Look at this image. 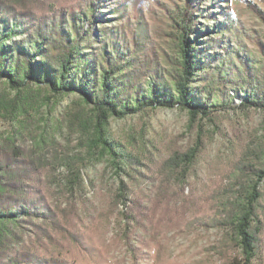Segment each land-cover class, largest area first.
<instances>
[{
    "label": "trees",
    "instance_id": "1",
    "mask_svg": "<svg viewBox=\"0 0 264 264\" xmlns=\"http://www.w3.org/2000/svg\"><path fill=\"white\" fill-rule=\"evenodd\" d=\"M236 3L262 29L243 23L228 0H0V120L11 127L0 134V264H101L72 254L73 231L61 222L75 229L78 213L52 208L46 176L64 166L66 190L81 197V166L106 162L119 181L115 206L130 202L125 178L150 171L132 136L112 134V119L177 110L192 127L235 109L264 112V0ZM45 92L77 99L54 128L37 131L27 123ZM72 137L74 157L61 140ZM202 151L197 143L151 160L159 198L171 186L189 194ZM263 181L264 145L206 198L214 210L199 226L224 232L222 264H263Z\"/></svg>",
    "mask_w": 264,
    "mask_h": 264
},
{
    "label": "rangeland",
    "instance_id": "2",
    "mask_svg": "<svg viewBox=\"0 0 264 264\" xmlns=\"http://www.w3.org/2000/svg\"><path fill=\"white\" fill-rule=\"evenodd\" d=\"M228 2L243 23L262 29L245 6L236 0ZM201 22L207 23L205 19ZM43 96L50 97L37 112H31L27 123L37 131L45 126L54 128L77 99L76 95L53 97L47 92ZM240 101L236 97L233 103ZM110 126L112 134L119 138L133 137V151L143 155L141 170L148 168L150 173L132 172V177L125 178V186L132 190L131 201L117 207L114 197L119 181L106 162L81 166L85 179L81 197H72L66 190L64 166L58 165L46 176L52 208L67 209L72 205L78 213V219L73 216L75 229L61 222L73 231V239L69 238L72 254L84 262L101 264H222L229 252L223 247L224 232L203 228L199 223L205 215L213 214L214 208L206 198L216 197L229 187L237 160L246 151L264 145V112L235 109L217 114L212 121L198 120L191 127L186 112L157 109L123 120L112 119ZM10 128L8 122L0 120V134ZM61 140L68 146L67 153L76 156L73 137ZM197 143H202L203 151L194 167L189 194L171 186L169 194L159 198L153 163L165 159L171 149L183 150ZM24 146L30 148L31 142ZM260 188L264 193V181ZM159 200L160 206L155 207ZM33 240L24 238L25 244ZM262 259L264 264V245Z\"/></svg>",
    "mask_w": 264,
    "mask_h": 264
}]
</instances>
